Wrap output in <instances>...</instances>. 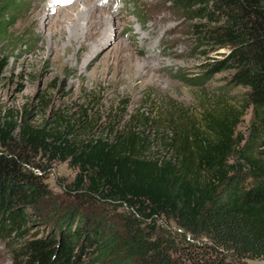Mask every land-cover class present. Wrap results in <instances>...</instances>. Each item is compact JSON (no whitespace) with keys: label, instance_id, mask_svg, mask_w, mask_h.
Segmentation results:
<instances>
[{"label":"trees","instance_id":"16d2710c","mask_svg":"<svg viewBox=\"0 0 264 264\" xmlns=\"http://www.w3.org/2000/svg\"><path fill=\"white\" fill-rule=\"evenodd\" d=\"M168 1L195 22L190 29L204 45L227 49L209 74L230 71L264 125V0ZM7 21L0 18V36ZM207 115L206 131L192 127L194 145L183 139L168 160L139 153L143 132L83 145L70 133L56 138L23 127L19 151L0 124L7 150L0 151V240L12 246L13 264H79L76 248L97 254L93 264L264 261V161L237 151L238 118ZM39 152L76 170L73 190L88 204L94 198L112 205L116 216L97 221L72 210L58 220L57 232L28 235L31 211L48 205L56 214L43 179L31 170H40L30 155Z\"/></svg>","mask_w":264,"mask_h":264},{"label":"rangeland","instance_id":"374dc122","mask_svg":"<svg viewBox=\"0 0 264 264\" xmlns=\"http://www.w3.org/2000/svg\"><path fill=\"white\" fill-rule=\"evenodd\" d=\"M118 1L0 0V18H9L0 36V124L10 134L12 148L20 151L17 133L23 127L56 138L70 133L83 145L143 132L139 153L168 160L183 139L188 145L194 141L193 125L206 131L211 113L238 118L237 151L264 161V125L249 106L246 89L232 83L230 71L209 74L227 49L204 45L190 29L195 22L168 0ZM94 7L98 19L108 23L102 36L92 41L82 37L73 45L55 34L58 29L67 36L74 32V19ZM95 49L98 57L92 59L90 50ZM0 151L7 152L1 142ZM30 155L40 170L30 169L43 179L56 214L48 205L31 211L28 235H51L61 216L72 210L97 221L116 216L112 205L94 198L89 204L83 201L72 186L77 171L67 163L42 152ZM11 250L0 240V264H13ZM77 253L79 264L98 258L89 250L76 248Z\"/></svg>","mask_w":264,"mask_h":264},{"label":"bare ground","instance_id":"6f19581e","mask_svg":"<svg viewBox=\"0 0 264 264\" xmlns=\"http://www.w3.org/2000/svg\"><path fill=\"white\" fill-rule=\"evenodd\" d=\"M76 4L77 3H75L74 6H77ZM97 11H98L97 8L94 7V8L89 9L86 12L80 13V16L74 19V22H73V25H74L73 28L75 31L69 34L68 36L64 29L56 30L55 34L61 36L63 39V42L70 43L73 45L76 42H80L82 40V37H83V41H92L96 37L102 36L106 32V29L108 28V23L106 21V18L102 20L98 19L97 15L95 14ZM78 20L80 21L84 20L85 22H87V25H81V23H78ZM104 46L105 44L103 45V47ZM53 51L58 52L57 49ZM90 52L91 54L92 53L94 54V56H92V59H96L98 57L96 49L93 51L90 50Z\"/></svg>","mask_w":264,"mask_h":264}]
</instances>
